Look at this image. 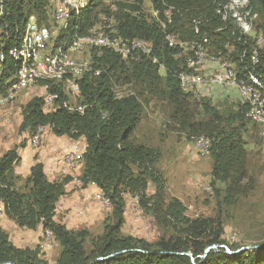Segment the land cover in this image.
Here are the masks:
<instances>
[{
  "label": "trees",
  "instance_id": "1",
  "mask_svg": "<svg viewBox=\"0 0 264 264\" xmlns=\"http://www.w3.org/2000/svg\"><path fill=\"white\" fill-rule=\"evenodd\" d=\"M226 1L165 0L166 5H163L162 0H151L153 9L158 11L162 21L164 10L169 6L174 7L170 12L172 23H165L164 28L151 18L150 13L148 18L143 14L140 2L116 1V11L110 17L114 20V35L149 42L153 47V56L164 64L165 72L159 73L150 57L145 55L122 60L108 50L94 48L90 50L91 65L100 69L101 74L98 77L86 74L80 80L78 103L85 106L84 112L68 111L60 104L56 111L44 113L40 97L24 105L20 126L23 131L33 132L43 126L56 136H67L73 141L84 139L83 170L78 179L82 187L94 184L102 191L112 208L113 223L107 222L103 235L86 245L89 234L85 230H68L55 222L56 203L64 195V186L70 178L49 182L40 163L31 167L30 175L25 180L14 177L13 167L19 162L18 147H15L0 157L3 214L19 228L36 230L41 226L43 230H50L61 250L56 262L48 263L40 258L38 247L16 248L8 234L0 228V264H264V248L236 252L244 246L228 245L222 239L223 224L220 220L189 219L184 206L177 199L161 204V194L148 197V183L160 191L164 190L163 180L154 168L159 153L132 139L138 122L148 108L149 100L144 94L151 99L166 100L173 108V118L183 125H188L192 120L188 105L195 104L204 114H210L224 124L218 131H211L208 125L201 123L188 127L195 129V132L207 133L210 142L207 154L212 159L211 173L216 181L228 184L225 188L226 198L247 177L243 134L247 126L245 113L248 108L238 104L237 109L226 110L223 113L225 117H222L206 97L197 101L183 93L174 74L186 71V53L182 48H169L164 41L168 33L176 34L179 40L187 43L206 35L211 41L212 51L224 55L227 53L225 47L230 44L234 47L231 62L238 72L244 74L245 70L255 69V73L264 79V50L259 54V64L251 66L249 55L254 46L253 38L246 37L239 42L235 27H224L216 16V8ZM104 2L88 0V6L73 16L70 25L59 33L55 43L69 44L75 37L86 35L102 15L110 16L111 12L104 7ZM251 3L259 16L256 29L264 31V0H251ZM0 6V50L4 53L18 46L31 15L38 23L47 26L50 23V0H0ZM194 21L200 22L198 34L194 33ZM223 27L222 31L215 32ZM106 31L109 32L108 29ZM243 53L241 62L239 58ZM17 67V63L10 58L3 62L0 96L5 95L13 83ZM123 85H130L134 95L116 100L114 89ZM137 87L142 92H138ZM49 90L59 92L60 99L67 100L61 84L51 86ZM17 181H22L24 187L17 188ZM124 191L136 194L140 207L147 213L163 216V221L167 218L168 224L177 233L176 237L149 243L143 239L121 236L119 228L123 223ZM211 245L226 246L234 253L229 254L225 249L218 248L209 251L203 260L199 259L198 256L203 255L205 248ZM115 253L110 259L94 262L97 258ZM181 253L190 254L194 260Z\"/></svg>",
  "mask_w": 264,
  "mask_h": 264
},
{
  "label": "built area",
  "instance_id": "2",
  "mask_svg": "<svg viewBox=\"0 0 264 264\" xmlns=\"http://www.w3.org/2000/svg\"><path fill=\"white\" fill-rule=\"evenodd\" d=\"M162 4L166 5L165 0H162ZM87 6L88 0H56L54 23L59 29L66 30L73 16ZM173 9V6H169L164 10V21H162L158 11L153 9L150 2L151 18L163 28L165 23H172L170 12ZM215 13L224 27L230 25L235 27L239 34V42L246 37L253 38L254 46L249 55V61L251 66H257L259 54L264 50V31L256 29L259 16L251 0H227L218 5ZM199 23L194 21L196 34L199 33ZM224 27L215 32L222 31ZM164 41L169 48H182L186 52L184 61L186 71L174 74L183 93L199 101L205 97L204 91H209L211 88L235 91L248 107V119L258 126L260 135L264 139V79L262 75H257L255 69L245 70L244 74H240L234 63L212 51L211 41L206 35H202L199 40L192 43H187L179 40L176 34L168 33ZM64 48L54 47L48 26L38 23L33 15L28 17L18 46L5 53L0 50V73L6 58L15 61L18 66L13 83L7 93L0 96V111L4 106L12 103L21 92L38 86L44 92V95L40 97L43 101L44 113L56 111L60 104L68 111L84 112L85 106L78 103L81 95L80 80L86 74L96 77L101 74V70L94 68L91 62L74 56V53L84 49H105L118 55L122 60L134 58L139 54L145 55L150 57L151 63L157 66L159 73H164L166 70L164 64L159 63L153 56V47L149 42L141 39H124L117 34L114 35L112 27H103L98 23L86 35L75 37L68 47ZM243 57L244 53L239 58L241 62ZM60 84L67 100H61L59 92L49 90L51 86ZM133 95L134 91L130 85L116 86L114 89L116 100ZM44 130L45 127L39 126L33 131L30 139L32 147H39ZM193 146L198 155L205 156L210 142L205 137H198L194 139ZM83 153V149L75 146L72 150L63 153L57 163L62 166L63 171L73 169L82 162ZM75 183L81 186L79 179H75ZM99 197L104 205L109 206L100 189ZM2 213L3 205L0 202V216ZM54 241L52 232L44 229L37 247L41 253L48 252L54 247Z\"/></svg>",
  "mask_w": 264,
  "mask_h": 264
},
{
  "label": "rangeland",
  "instance_id": "3",
  "mask_svg": "<svg viewBox=\"0 0 264 264\" xmlns=\"http://www.w3.org/2000/svg\"><path fill=\"white\" fill-rule=\"evenodd\" d=\"M116 1L123 3L140 2L143 14L147 18L149 17L151 0H105L104 7H107L111 15H107L108 17L102 15L97 22L98 24L103 27H113L114 20L110 17L116 11ZM55 3L56 0H50L51 13L48 28L52 35L54 47L64 48L68 47L69 44L55 43L59 33L63 31L58 28L53 20ZM225 49L227 53L225 55L220 53L221 56L227 61H232L231 55L234 47L227 44ZM183 52L185 51L183 50ZM74 56L91 62L90 49L74 53ZM136 89L138 92H142L139 87ZM210 91H212L211 96L205 97L222 117H225L223 113L230 108L237 109L240 105L247 107L237 96V93L217 88H211ZM23 95L8 105L9 108H13L11 113L0 114V121H9L10 123V135L7 136V139L16 136L18 131L22 135L23 130L16 128V131L13 132V126H16L14 117L17 116V113L21 116L20 113L25 104L19 102ZM144 97L149 100L148 108L138 122L132 139L134 142L146 144L158 151L159 156L154 168L164 183L163 191L155 188L152 183H148L146 191L148 197L153 194H161L159 195L161 204L173 198L177 199L184 206L185 215L189 219L220 220L223 224L222 239L228 245L251 247L264 244V139L260 135L259 128L248 119L247 111L245 113L247 126L243 134L244 149L247 154L245 161L247 177L233 188L231 196L226 198L225 188L228 184L224 185L213 178L210 155H198L193 146L195 137L208 138L207 133L195 132V129L188 127L194 123H201L208 125L211 131H218L224 125L223 122L213 119L210 114H204L201 109L192 104L187 107L192 120L188 125H183L173 118V108L166 100L162 98L151 99L149 95L145 94ZM45 128V130L49 129L48 127ZM145 134L148 138L142 139ZM19 185L24 187L23 183H19ZM122 198L124 212L123 223L119 228L121 236L143 239L149 243H156L162 238L176 237L177 233L168 224V219L163 221V216L156 217L147 213L140 207L136 194L124 191ZM101 207L102 214L97 219L88 220V223L70 229L73 231L85 230L89 234L86 245L103 235L104 225L107 222L113 223L111 206L102 205ZM30 246L36 247L29 244ZM60 250L61 247L55 239L54 247L50 251L44 253L39 251L40 258L48 263H55Z\"/></svg>",
  "mask_w": 264,
  "mask_h": 264
},
{
  "label": "crops",
  "instance_id": "4",
  "mask_svg": "<svg viewBox=\"0 0 264 264\" xmlns=\"http://www.w3.org/2000/svg\"><path fill=\"white\" fill-rule=\"evenodd\" d=\"M25 91L27 92L24 93ZM25 91L21 92L17 96L18 98L24 93V95L21 96L22 100L19 101L21 104L25 103L24 105H26L31 99L35 97H42L44 95V92L38 86ZM211 92L212 91L210 90H205V96H211ZM232 92L236 93L235 91ZM8 105L1 109V115L7 112L11 113L13 111V108H9ZM15 119L16 126H13L12 124L13 132L16 131V128L19 130L22 124V115L19 116V113H17V116L14 117V121ZM9 129V121H0V157L7 151L18 147L17 153L19 156V162L13 167L14 177H18L22 181L25 180L30 175L31 167L35 163H40L43 167L46 179L49 182L61 181L65 178H70L64 186V195L61 196L56 203L54 215L55 222L64 225L68 230H70L88 223V220L97 219L99 215L102 214L101 206L104 204L99 197V189L95 185L90 184L86 187H82L75 183V179H78L82 173V162L75 168L67 171H63L62 166L57 163V160L63 153L72 150L75 146L85 150L86 143L84 139L81 138L73 141L67 136H56L50 129H48L44 130L39 147L34 148L30 144L31 135L33 133L32 131L24 130L21 133L22 135H20L17 130L19 135L17 134L11 139H7V136L10 135ZM147 138L146 134L142 136V139ZM22 181H17V188L21 187L19 183H22ZM83 209H85V211H83ZM0 228L8 234L10 242L19 249H33L32 246L29 247V244L37 247L43 232V228L41 226H38L36 230L19 228L3 213L0 216Z\"/></svg>",
  "mask_w": 264,
  "mask_h": 264
},
{
  "label": "water",
  "instance_id": "5",
  "mask_svg": "<svg viewBox=\"0 0 264 264\" xmlns=\"http://www.w3.org/2000/svg\"><path fill=\"white\" fill-rule=\"evenodd\" d=\"M218 248H223V249H225L229 254L234 253V252L229 251V249H228L226 246H221V245H211V246L206 247L205 250H204L203 255L198 256V258L201 259V260H203V259L206 257V255H207V253H208L209 251H211V250H217ZM261 248H264V244H258V245H254V246H251V247H242V248H240L239 250H237L236 252L243 251V250L261 249ZM122 252H124V251H122ZM122 252H121V253H122ZM114 255H116V253H115V254H112V255H110V256H108V257H105V258H102V257L97 258V259H95L94 262L102 261V260H105V259H110V258H112ZM181 255L188 256V257L191 259V261L194 260L193 257H192L190 254H188V253H181ZM2 264H16V263L6 262V263H2Z\"/></svg>",
  "mask_w": 264,
  "mask_h": 264
}]
</instances>
